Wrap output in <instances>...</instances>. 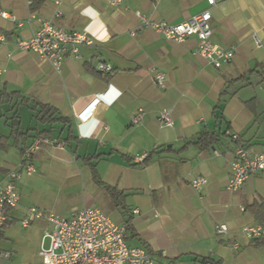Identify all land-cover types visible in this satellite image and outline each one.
Segmentation results:
<instances>
[{"label": "crops", "instance_id": "obj_1", "mask_svg": "<svg viewBox=\"0 0 264 264\" xmlns=\"http://www.w3.org/2000/svg\"><path fill=\"white\" fill-rule=\"evenodd\" d=\"M31 1L0 0V12L15 18L0 15V88L5 84L53 105L70 126L36 123L31 112L32 124L26 128L46 129L42 134L53 142L40 144L30 160L34 171H23L17 179L20 201L3 238L29 206L71 216L97 202L113 205L82 161L100 155L93 160L101 180L127 194L133 228L128 243L145 246L154 264H264V244L252 246L241 232L243 225L259 223L246 203L264 201V169L236 192L225 190L236 146L230 135L238 134L251 153L264 151V0H216L212 7L206 0H123L119 5L111 0H43L35 10ZM208 7L211 41L234 52L220 67L196 53L194 35L173 42L150 27L139 29L138 14L176 23ZM44 20L68 31L84 30L93 43L79 46L78 57L66 55L57 72L18 46ZM87 63L101 74L88 70ZM102 65L111 69L104 71ZM155 71L163 73V86L156 83ZM108 84L119 96L94 102ZM252 98L257 116L244 103ZM164 108L170 110V126L159 119ZM137 110L142 119L132 124ZM201 130L226 131L227 136L200 151L187 142ZM29 134L26 145L36 131ZM9 148L0 149V167L6 172L21 160H7ZM152 150L143 166H132L125 157L137 162ZM6 172H0V182ZM198 175L207 179L200 191L189 184ZM43 221L31 222L34 228L25 233L30 236ZM218 223L227 225L225 235L215 232ZM233 242L239 243L237 249L230 247Z\"/></svg>", "mask_w": 264, "mask_h": 264}, {"label": "built area", "instance_id": "obj_2", "mask_svg": "<svg viewBox=\"0 0 264 264\" xmlns=\"http://www.w3.org/2000/svg\"><path fill=\"white\" fill-rule=\"evenodd\" d=\"M122 1L111 0V3L119 5ZM206 1L209 7L216 4V0ZM209 7L176 23L150 21L144 15L138 14L139 29L150 27L173 42H183L194 35L197 38L196 53L215 67H220L232 60L234 52L211 41ZM0 15L11 20L15 19L6 12L1 11ZM2 40L3 37L0 35V42ZM92 43V36L84 30L68 31L50 20H44L29 38L19 40L18 46L34 52L58 72L66 55L73 54L78 57L79 46ZM101 68L104 71L111 69L108 65H102ZM154 78L158 85L163 86L162 72L155 71ZM112 89V85L108 84L105 92L95 96L94 102H99L100 99L110 102L117 98L120 91ZM142 115V110L133 112L131 123L138 124ZM159 119L162 124L170 126L172 124L170 110L162 109ZM236 137V134L232 135V138ZM42 142L52 143L53 141L45 136L34 139L24 153L25 162L9 170L6 180L0 182V230L12 220L11 212L19 205L20 193L16 181L22 171L27 174L34 171L30 162L31 155L39 149ZM229 169L230 176L225 190L233 193L241 188L251 174L264 169V151L251 153L242 145L236 144ZM206 183L207 179L200 175L192 177L189 181L190 186L196 191H200ZM240 209L244 208L240 206ZM133 212L138 211L135 209ZM37 219H43L52 225L51 232H44L42 237L49 238L48 246L42 247L41 243L39 250L43 264H154L152 255L144 246L128 243V232L124 223L115 221L96 206H86L69 217L29 206L19 221L21 226L26 227ZM215 232L218 235H225L228 227L224 223H218L215 225ZM241 232L247 239L264 236V226L259 223L245 224L241 227ZM230 247L237 249L239 243L233 242ZM7 256L8 252L0 250V257Z\"/></svg>", "mask_w": 264, "mask_h": 264}, {"label": "trees", "instance_id": "obj_3", "mask_svg": "<svg viewBox=\"0 0 264 264\" xmlns=\"http://www.w3.org/2000/svg\"><path fill=\"white\" fill-rule=\"evenodd\" d=\"M42 1L43 0H32L29 6L30 9L35 10L41 5ZM85 67L88 70L91 68L90 64L88 63L85 64ZM92 68L90 69L92 73L97 74V75L101 74L100 71L93 70ZM244 103L249 108V110L253 112L255 116H257L256 111H255V99L254 98L249 99L245 101ZM2 104L9 105V110L11 113L9 116H6V119H5V124L9 127V132L6 135H3V134L0 135V149L5 150L10 146L18 148L20 156H21V160L19 163L25 162L23 156H24L25 151L28 149L30 145V144L26 145L25 141L30 136L29 133L33 130L36 131V134L33 136V140H34L38 137H44V134L42 133L47 132L46 129L37 131L36 128H30V127L22 128L21 117L18 112V109L20 106H26L32 112L33 118L35 119L36 123L53 125L58 122V123H61L62 125L67 124L70 126L69 119L65 116L60 115L58 112V109L55 108L53 105L29 98L28 96L24 95L18 90H8L5 84L3 85V87L0 88V105ZM219 118H222V116H219ZM232 135H230L231 140L234 143L241 145L242 143H240L239 141L238 134H236L237 137L235 139L232 138ZM226 136H227L226 131L222 133H216L214 131L201 130L195 136L194 140H190L187 143H193L200 151H202V150L209 149L212 145H215L216 143L221 141L222 137H226ZM70 137L72 136L65 137L63 139L64 142L68 141ZM153 153H154V150L148 152L140 161H137V162H134L133 158L130 156H125V157L130 165L136 167V166L146 165L151 160ZM32 155H31V158H32ZM93 159H96V160L100 159V155L83 157L82 161L86 165L89 166L91 170L92 179L94 180V182L98 184L99 186L104 187V189L109 192V194L112 197V200L114 201L113 206H115L116 208L121 207L124 210V212L126 213V217L124 216L123 223L126 227L127 232L132 233L133 228L130 223L131 210L125 203L127 194L123 190H119L117 188L111 187L101 180L100 175L96 169V163ZM0 172L3 173L6 171L2 167H0ZM246 207L254 215L255 219L259 223L264 222V201L262 200L261 202L252 201L250 203H246ZM10 222L11 221H9L6 224V226H4L2 230H0V240L3 238L4 230L6 229V227L8 226ZM250 244L254 247L263 245L264 236L252 238V241L250 242Z\"/></svg>", "mask_w": 264, "mask_h": 264}, {"label": "rangeland", "instance_id": "obj_4", "mask_svg": "<svg viewBox=\"0 0 264 264\" xmlns=\"http://www.w3.org/2000/svg\"><path fill=\"white\" fill-rule=\"evenodd\" d=\"M10 113L9 105H0V134H7L9 132V127L5 124V119L6 116L10 115ZM19 113L23 127L26 128L32 124L31 111L26 106L20 107ZM5 154L7 156V160L9 161L17 162L19 158H21L19 150L16 147L9 148ZM16 165H18V163ZM96 207L100 208L115 221L121 219L122 215L126 217V213L121 207L116 208L106 200L97 202ZM57 214L63 215L59 212ZM63 216L69 217L67 215ZM31 228H34L32 223H30L28 227H23L19 222H15L8 227L6 230V236L0 240V250L5 249L4 251L8 252L10 257H0V264H14L16 262L19 264H42L41 257L37 252H39L40 249L42 235L44 232H51L52 225L47 221H43L38 230L28 236V233H25V231L30 230ZM240 238H243L242 234ZM48 243L49 238L44 237L42 247H47Z\"/></svg>", "mask_w": 264, "mask_h": 264}]
</instances>
